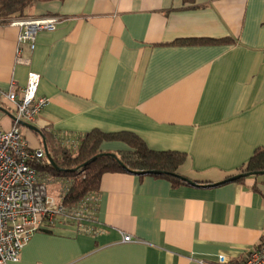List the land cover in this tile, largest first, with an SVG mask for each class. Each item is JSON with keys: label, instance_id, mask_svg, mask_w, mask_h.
Listing matches in <instances>:
<instances>
[{"label": "crops", "instance_id": "crops-1", "mask_svg": "<svg viewBox=\"0 0 264 264\" xmlns=\"http://www.w3.org/2000/svg\"><path fill=\"white\" fill-rule=\"evenodd\" d=\"M30 15L60 19L32 51L0 24V130L16 113L8 91L33 71L48 102L33 129L19 124L28 148H44L43 132L74 150L93 129L131 131L184 153L178 172L197 185L105 173L83 227L56 220L9 264H240L264 240V174L222 181L264 146V0H49ZM186 38L232 42L174 43ZM41 172L60 202L71 179Z\"/></svg>", "mask_w": 264, "mask_h": 264}, {"label": "built area", "instance_id": "built-area-1", "mask_svg": "<svg viewBox=\"0 0 264 264\" xmlns=\"http://www.w3.org/2000/svg\"><path fill=\"white\" fill-rule=\"evenodd\" d=\"M59 19L57 15H28L10 19L8 24L18 27L19 44L32 51L36 35L43 30L53 31ZM39 80L40 75L30 71L21 94L18 95L12 86L6 95L14 103L16 119L10 128L0 130V264L17 262L30 236L51 228L56 220L74 222L83 227L92 217L88 209L90 195L78 204L68 206L48 194L47 181L40 175L48 162L45 149L28 148L22 134L18 121L31 123L48 102L46 97L37 95ZM123 241H132V237L123 235ZM212 264L233 262L218 255ZM240 264H264V240L251 248Z\"/></svg>", "mask_w": 264, "mask_h": 264}, {"label": "trees", "instance_id": "trees-1", "mask_svg": "<svg viewBox=\"0 0 264 264\" xmlns=\"http://www.w3.org/2000/svg\"><path fill=\"white\" fill-rule=\"evenodd\" d=\"M38 1L49 0H0V23L8 24L10 19L30 15ZM184 2L193 3L194 0H184ZM230 42H232L230 38H186L178 39L174 43L195 45ZM42 134L54 162V165L47 162L42 169L53 176L69 177L72 182L61 198V203L64 205H76L86 195L95 193L105 173L124 172L139 176L151 175L167 179L174 187L191 184L178 172L179 167L185 161L184 153L151 149L143 139L131 131L103 132L93 129L82 136L74 150L63 145L53 133L43 132ZM105 141L122 142L126 148L103 151L100 145ZM240 172H257L254 175L264 174V146L253 151L246 164L240 168ZM245 178L239 177L233 181L240 182ZM225 182L228 180L222 183ZM233 263L237 264L238 261Z\"/></svg>", "mask_w": 264, "mask_h": 264}, {"label": "water", "instance_id": "water-1", "mask_svg": "<svg viewBox=\"0 0 264 264\" xmlns=\"http://www.w3.org/2000/svg\"><path fill=\"white\" fill-rule=\"evenodd\" d=\"M1 110H3L4 112H5V110L4 109H2V108H0ZM7 113V112H6ZM9 116H10V118L14 121L15 119H16V117L15 116H13V115H11V114H8ZM18 123L20 124V125H22V126H28V127H30V128H34L33 126H31L30 124H28V123H26V122H24V121H18ZM44 149H45V154H46V157H47V159H48V162L51 164V165H54V162H53V160H52V158L50 157V154H49V152H48V150H47V148H46V146H45V143H44ZM257 172H255V173H251V172H246V173H242V172H240V173H237V174H235V175H232V176H230V177H228L227 179H225L224 181H226V180H228V181H233V180H235V179H237V178H239V177H248V176H250V175H254V174H256ZM258 173H263V172H258ZM184 179H186V180H188L187 178H185L184 177ZM191 184H196L194 181H191V180H188ZM223 182V181H222Z\"/></svg>", "mask_w": 264, "mask_h": 264}, {"label": "rangeland", "instance_id": "rangeland-1", "mask_svg": "<svg viewBox=\"0 0 264 264\" xmlns=\"http://www.w3.org/2000/svg\"><path fill=\"white\" fill-rule=\"evenodd\" d=\"M49 189V188H48ZM49 192V191H48ZM49 194V193H48Z\"/></svg>", "mask_w": 264, "mask_h": 264}]
</instances>
